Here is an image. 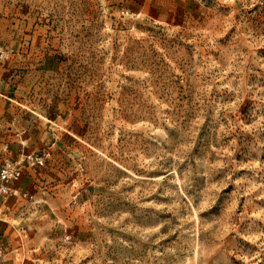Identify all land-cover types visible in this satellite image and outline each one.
Listing matches in <instances>:
<instances>
[{
    "label": "rangeland",
    "instance_id": "1",
    "mask_svg": "<svg viewBox=\"0 0 264 264\" xmlns=\"http://www.w3.org/2000/svg\"><path fill=\"white\" fill-rule=\"evenodd\" d=\"M7 164L0 264H264V0H0Z\"/></svg>",
    "mask_w": 264,
    "mask_h": 264
},
{
    "label": "built area",
    "instance_id": "2",
    "mask_svg": "<svg viewBox=\"0 0 264 264\" xmlns=\"http://www.w3.org/2000/svg\"><path fill=\"white\" fill-rule=\"evenodd\" d=\"M27 157L29 158L32 164H35V163L42 164L43 162L42 157L40 156L29 155ZM18 175H19V170L15 167L10 166L9 164H7L6 167H4L0 173V177L5 180H8L10 178L16 179Z\"/></svg>",
    "mask_w": 264,
    "mask_h": 264
}]
</instances>
